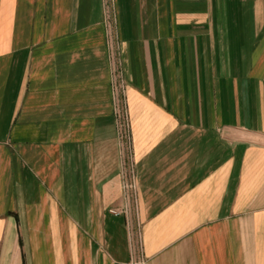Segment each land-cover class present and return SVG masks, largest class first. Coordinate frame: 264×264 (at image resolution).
Returning a JSON list of instances; mask_svg holds the SVG:
<instances>
[{
	"label": "crops",
	"instance_id": "1",
	"mask_svg": "<svg viewBox=\"0 0 264 264\" xmlns=\"http://www.w3.org/2000/svg\"><path fill=\"white\" fill-rule=\"evenodd\" d=\"M0 264H264V0H0Z\"/></svg>",
	"mask_w": 264,
	"mask_h": 264
},
{
	"label": "rangeland",
	"instance_id": "2",
	"mask_svg": "<svg viewBox=\"0 0 264 264\" xmlns=\"http://www.w3.org/2000/svg\"><path fill=\"white\" fill-rule=\"evenodd\" d=\"M121 104H119L118 106H120ZM123 107V106H122ZM121 108V107H120ZM124 112V111H123ZM118 121H119V123H123V129L126 127L125 125L127 124L128 125V127H129V125H130V121L129 120H127L126 119V115H124V113H122L121 112V109L119 110V112H118ZM129 130V129H128ZM125 135L126 134H128V137L130 138V131H129V133H128V131H126V130H123L122 131ZM130 176L132 177H130V181H132V182H134V184L136 185V189H137V183H136V180H134V178H135V174H134V171L133 172H131L130 171ZM125 184V183H124ZM135 189V190H136ZM134 190V189H133ZM133 190H131V192H133ZM134 193V192H133ZM133 195L134 194H132L131 195V197H130V199L133 197Z\"/></svg>",
	"mask_w": 264,
	"mask_h": 264
},
{
	"label": "built area",
	"instance_id": "3",
	"mask_svg": "<svg viewBox=\"0 0 264 264\" xmlns=\"http://www.w3.org/2000/svg\"><path fill=\"white\" fill-rule=\"evenodd\" d=\"M125 184H124V189H125V196L127 197V198H130L131 197V195H132V193L135 191V189H136V185L134 184V182H132V181H130L129 179L128 180H126L125 182H124ZM134 189V190H133ZM131 190H133V192H131ZM112 212L114 213V214H120V211H118V210H116V209H112Z\"/></svg>",
	"mask_w": 264,
	"mask_h": 264
}]
</instances>
